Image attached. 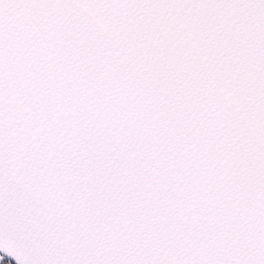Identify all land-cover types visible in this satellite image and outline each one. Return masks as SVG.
Returning a JSON list of instances; mask_svg holds the SVG:
<instances>
[{"label":"snow or ice","instance_id":"1","mask_svg":"<svg viewBox=\"0 0 264 264\" xmlns=\"http://www.w3.org/2000/svg\"><path fill=\"white\" fill-rule=\"evenodd\" d=\"M0 264H264V0H0Z\"/></svg>","mask_w":264,"mask_h":264},{"label":"flooded vegetation","instance_id":"2","mask_svg":"<svg viewBox=\"0 0 264 264\" xmlns=\"http://www.w3.org/2000/svg\"><path fill=\"white\" fill-rule=\"evenodd\" d=\"M5 264H14V262L7 261V258H6V262H5Z\"/></svg>","mask_w":264,"mask_h":264},{"label":"water","instance_id":"3","mask_svg":"<svg viewBox=\"0 0 264 264\" xmlns=\"http://www.w3.org/2000/svg\"><path fill=\"white\" fill-rule=\"evenodd\" d=\"M2 254V253H1Z\"/></svg>","mask_w":264,"mask_h":264}]
</instances>
